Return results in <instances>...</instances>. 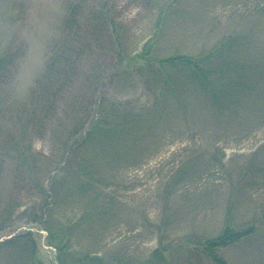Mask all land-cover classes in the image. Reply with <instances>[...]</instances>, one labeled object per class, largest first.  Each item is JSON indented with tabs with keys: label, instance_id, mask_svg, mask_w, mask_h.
Returning a JSON list of instances; mask_svg holds the SVG:
<instances>
[{
	"label": "rangeland",
	"instance_id": "1",
	"mask_svg": "<svg viewBox=\"0 0 264 264\" xmlns=\"http://www.w3.org/2000/svg\"><path fill=\"white\" fill-rule=\"evenodd\" d=\"M71 1L0 0V56L7 50V57L16 60L13 80L6 86L12 102L25 100L44 72ZM112 3L124 26V46L129 52H140L158 32L155 43L161 56L183 54L196 58L232 38L239 46L233 57L245 62L240 68L254 60L261 62L264 55V0H178L174 8L163 12V20L160 7L153 2ZM110 55L99 52L91 64L84 65L82 75L110 73ZM185 79L182 74L179 81L185 83ZM260 83L264 89V75ZM86 85L79 82L72 91L85 90ZM191 95L182 101L171 99L170 110L181 109L173 113L178 117L163 115L162 120L152 121L149 135H132L129 149L117 159L112 153L98 158L94 152L88 155L90 160L97 158L96 176L107 187V193L116 196L120 207L117 218L89 214V199L84 201L73 190L58 185L66 179L64 172H38L32 179L36 187L33 196L26 198L25 194L10 220L0 224V241L32 232L40 243L38 255L43 264H60L58 250L50 243L43 224L46 215L40 210L55 200L59 206L52 204L49 215L64 221H59L66 225L63 230H69L78 241V248L72 249L77 255L92 252L109 261L120 255L128 264L147 260L159 244L168 245L174 238L173 243L180 246L166 253V264H187L184 249L194 248L196 242L213 238L223 229L234 191L238 222L247 224L264 217V182L257 188L240 183L250 165L264 163V100L251 95L241 99L233 113L232 109L212 113L209 101ZM260 95L264 97V91ZM108 96L138 110L154 98L138 79L110 88ZM60 124L55 122L51 134L36 140L33 149L51 157L53 150H58L55 142H60L52 138V133H62L58 130ZM130 142H136L134 149ZM11 171L8 167L3 172L5 178L0 183V212L12 193ZM165 212L169 214L167 227L162 226ZM220 254L229 264H264V234L222 248ZM205 259L201 263L215 264Z\"/></svg>",
	"mask_w": 264,
	"mask_h": 264
},
{
	"label": "trees",
	"instance_id": "2",
	"mask_svg": "<svg viewBox=\"0 0 264 264\" xmlns=\"http://www.w3.org/2000/svg\"><path fill=\"white\" fill-rule=\"evenodd\" d=\"M133 1L158 5L163 20L166 18L163 12L174 8L178 0H170L169 3L167 0ZM67 8L60 23V33L52 42L44 72L26 99L18 104L7 97L6 89L13 80L16 60L7 57V50L0 56V183L5 178L3 172L8 167L12 170V193L8 195V203L1 206L0 224L15 214L11 213L25 194L26 198L33 196L36 187L32 179H35V174L45 175L50 171V175L53 170L64 172L66 177L57 182L60 188L73 190L84 201L89 199V214L115 219L120 209L116 196L114 192H111L113 195L108 194L107 187L96 176L98 169L94 160L99 156L112 153L117 159L122 151L129 149L132 135H149L152 121L162 120L163 115L178 117L173 113L181 112V109L170 110L171 99L182 101L188 94L197 95L199 99L209 101L212 113L231 109L230 113H233L241 99L251 95L264 100L260 95L264 91L260 83L264 75V55L261 62L255 63L254 60L248 67L240 68L245 62L233 57L239 50L235 43L237 39L223 42L218 48L196 58L183 54L161 56L157 54L155 43L157 32L140 52L134 53L124 46V26L118 19L120 16L112 0H73ZM99 52L111 54L107 65L112 68L110 73L83 76L82 68L91 64ZM182 74L186 78L185 83L179 81ZM136 79L147 85V90L154 97L148 105L133 109L108 96L110 88L128 85ZM79 82L87 83L86 89L73 92ZM55 122L61 123L58 130L62 133H52V138L60 142H55L59 144L56 146L58 150H53L49 157L34 150L32 145L51 134ZM135 144L130 142L131 149ZM92 152L97 154L94 160L89 159ZM55 156L57 159H52ZM247 172L241 176V184L257 188L264 182V163L250 165ZM236 196L234 191L229 203V216L221 232L213 238L196 242L192 249H184L187 264H203L201 260L205 258L215 264H229L221 257L222 248L240 244L247 237L264 234V217L247 224L238 222ZM51 201L42 205L40 210L46 215L43 224L49 231L50 243L58 250L60 264H125L126 258L120 255L109 261L105 256H96L92 252L86 255L72 252L73 248H78V241L72 238L69 230H63L66 225L59 222L63 220H55L49 215L52 204L59 206L55 200ZM168 219L169 214L165 212L162 226L167 227ZM173 239L168 245L159 244L147 260H132L128 264H166V253L174 252L180 246L174 244ZM39 245L32 232L4 239L0 241V264H43L38 255Z\"/></svg>",
	"mask_w": 264,
	"mask_h": 264
}]
</instances>
